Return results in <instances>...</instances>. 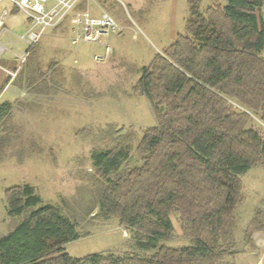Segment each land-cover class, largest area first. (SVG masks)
<instances>
[{
  "label": "trees",
  "instance_id": "1",
  "mask_svg": "<svg viewBox=\"0 0 264 264\" xmlns=\"http://www.w3.org/2000/svg\"><path fill=\"white\" fill-rule=\"evenodd\" d=\"M187 2L186 33L143 67L135 88L156 117L136 149L141 165L122 170L126 147L93 153L105 186L83 219L43 204L30 184L8 188V213L25 217L0 236V264H233L241 176L264 169V131L251 125L252 114L264 120V0H212L205 10L202 0ZM94 211V219L117 218L131 231L133 253L66 251L88 236L79 228ZM174 213L187 245L168 244ZM262 230L247 231L245 244L255 247Z\"/></svg>",
  "mask_w": 264,
  "mask_h": 264
},
{
  "label": "rangeland",
  "instance_id": "2",
  "mask_svg": "<svg viewBox=\"0 0 264 264\" xmlns=\"http://www.w3.org/2000/svg\"><path fill=\"white\" fill-rule=\"evenodd\" d=\"M202 1L203 10L213 4ZM2 7L10 10L11 17L0 34L4 48L0 59V236L25 217L8 213V188L30 184L43 204L63 206L83 219L99 202L105 186V179L96 173L93 153L122 146L130 151L122 170L141 165L136 149L145 131L155 126L156 117L147 98L135 88L143 67L186 33L189 17L187 0H76L71 11L45 30L21 64L18 57L28 44L20 42V36L39 27H33L32 19L10 1H3ZM105 13L117 23L116 30L99 41L86 40L87 34L95 35L96 26H87L84 15L95 19ZM75 18L80 20L77 25ZM7 102L10 107L2 112ZM252 118L251 125L264 131L260 115L252 114ZM241 179L244 200L236 210L235 231L238 253L227 262L264 264V230L253 234L255 247L244 240L247 231L264 225V169L252 167ZM96 212L80 225V234L88 236L67 243L66 251L76 258L133 253L131 231L122 228L117 218L94 219ZM171 219L176 235L168 244L187 245L179 215L174 213Z\"/></svg>",
  "mask_w": 264,
  "mask_h": 264
},
{
  "label": "built area",
  "instance_id": "3",
  "mask_svg": "<svg viewBox=\"0 0 264 264\" xmlns=\"http://www.w3.org/2000/svg\"><path fill=\"white\" fill-rule=\"evenodd\" d=\"M5 0H0L1 3ZM17 7V9L23 12L25 15L32 19V26L39 27L38 31L29 32L31 34H25L20 36L19 41L25 42L28 44V49L19 55L20 63L24 64L29 50L39 42L40 37L43 35L45 30L50 26L57 24L60 19H62L64 14L71 11L76 3V0H8ZM51 4V5H49ZM11 17L10 10L7 8L0 10V34L5 31V26L9 18ZM86 19V25L93 28L96 26L95 35L87 34L85 36L86 40L91 37L94 40L99 41L100 37L103 35H109L111 31H115L118 27L117 23L105 13L101 18L91 19L89 15H84ZM80 23L79 19H74L73 24L77 25ZM94 36V37H93ZM73 40H76V36L72 37ZM4 53V48L0 45V59Z\"/></svg>",
  "mask_w": 264,
  "mask_h": 264
},
{
  "label": "bare ground",
  "instance_id": "4",
  "mask_svg": "<svg viewBox=\"0 0 264 264\" xmlns=\"http://www.w3.org/2000/svg\"><path fill=\"white\" fill-rule=\"evenodd\" d=\"M88 39H89V40H93V41H96V40H94V39H93V38H91V37H89ZM97 40H98V39H97Z\"/></svg>",
  "mask_w": 264,
  "mask_h": 264
},
{
  "label": "crops",
  "instance_id": "5",
  "mask_svg": "<svg viewBox=\"0 0 264 264\" xmlns=\"http://www.w3.org/2000/svg\"><path fill=\"white\" fill-rule=\"evenodd\" d=\"M4 8H6V7H2V8H0V10H1V9H4ZM7 9H8V8H7ZM8 22H9V21H8ZM8 22H7V23H8Z\"/></svg>",
  "mask_w": 264,
  "mask_h": 264
},
{
  "label": "flooded vegetation",
  "instance_id": "6",
  "mask_svg": "<svg viewBox=\"0 0 264 264\" xmlns=\"http://www.w3.org/2000/svg\"><path fill=\"white\" fill-rule=\"evenodd\" d=\"M256 221V220H255Z\"/></svg>",
  "mask_w": 264,
  "mask_h": 264
}]
</instances>
